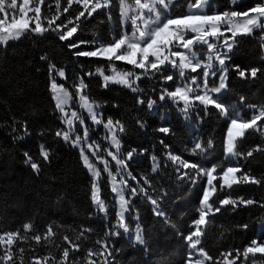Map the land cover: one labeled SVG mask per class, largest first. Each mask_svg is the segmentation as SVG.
Segmentation results:
<instances>
[{"label": "trees", "instance_id": "1", "mask_svg": "<svg viewBox=\"0 0 264 264\" xmlns=\"http://www.w3.org/2000/svg\"><path fill=\"white\" fill-rule=\"evenodd\" d=\"M36 1L40 6L41 26L48 30L43 34L28 30L19 39L0 43V229L19 232L11 248L14 264H33L34 259L43 261L45 256L55 258L54 262L46 264H59L66 247L70 254L64 264H183L187 242L182 236L188 235L192 219L198 216L196 209L206 177H201L195 184L188 179H179V161H171L169 154L209 168L227 166L223 141L229 116L225 118L212 106L206 113L196 102L185 118L181 111L183 103L172 102L167 97L161 100L164 89L174 91L179 84L178 75L169 67L160 73L143 75L142 69L114 62L117 68L133 69L140 76L135 82L138 91L115 84L104 86L97 76V69L107 71L109 62L104 58L77 56L75 53L94 50V45L108 42L112 37L118 38L125 32L118 0H111L109 7L97 9L92 16L85 14L79 20L76 19L78 13L85 11L81 5L73 3L69 11L64 12V8L69 7L67 0H60L59 6L57 0ZM193 1L176 0L170 12L184 14L187 3ZM262 1L245 0L230 6L228 0H211V5L218 6L219 11L243 12ZM54 17L56 19L49 27V21ZM72 27L77 31L60 40V35ZM71 44L79 45V48H71ZM262 44L260 31L235 38L226 63L229 68L227 88L224 93L216 94L228 111L241 113L244 120H250L257 109L264 107V71L256 78L249 75L242 79L234 66L264 69ZM52 65L65 71L66 79L59 83L72 94L82 77L86 85L83 92L100 105L103 118L120 122L124 130L118 138L123 155L136 149L135 156L127 162V170L136 180L129 177L128 184L136 188L143 186L148 195L160 199L159 206L170 221L165 223L153 213V205L143 192L133 196L126 188L130 207L125 222L131 232L140 226L144 245L135 244L130 235L128 237L122 229L114 228L116 210L105 177L101 180L100 195L109 205L107 217L104 218L93 206L90 177L78 151L57 136L62 124L49 89ZM169 75L173 79L165 80L164 77ZM241 97L245 98L244 101ZM138 99L143 103H138ZM149 100L155 102L151 108ZM250 105L256 106L255 112ZM257 124L259 128L247 130L245 137L239 140L237 151L244 155L233 166H240L244 172L264 181V132L261 131L264 119ZM161 127H169L171 132L158 131ZM209 140L213 142L211 148L208 147ZM196 142L203 143L206 155L193 153ZM41 145L49 153L47 160L41 155ZM250 150L253 155L245 159ZM25 153L40 165L39 173L26 162ZM153 157L158 165L155 171ZM191 175L195 177L196 173ZM240 175L242 173H237ZM141 177H147L150 186L145 185ZM137 181H140L139 185ZM214 183L219 186L218 181ZM225 196L253 199L257 203L226 205L202 226L201 246L212 257L206 264H226L221 254L232 252V257H228L232 259L237 250L241 260L243 248L250 245L252 239L264 242V207L261 206L264 204V182L225 188L216 200L217 206L219 199ZM25 224L30 225L28 230L24 229ZM49 226L53 235L46 240L44 237ZM117 231L118 236L111 235ZM36 235L42 237L39 243L34 239ZM66 236L68 240L64 239ZM72 244H78L79 249H73ZM104 244L111 250V256L107 253L99 255L104 252ZM20 249L24 250L23 254ZM89 249L94 253L91 257ZM248 259L264 263V253H256L255 257L249 255ZM0 264H3L2 260Z\"/></svg>", "mask_w": 264, "mask_h": 264}, {"label": "snow or ice", "instance_id": "2", "mask_svg": "<svg viewBox=\"0 0 264 264\" xmlns=\"http://www.w3.org/2000/svg\"><path fill=\"white\" fill-rule=\"evenodd\" d=\"M174 0H135V7L127 2V0H119L121 17L122 20L127 23L129 20L132 25V34L129 35L127 32H122L119 37H112L108 42H102L94 45V50L90 51H76L75 55L84 57H101L109 62L112 67V75L105 74L104 70L97 69V72L103 77L105 82V87L111 84H118L131 89L133 92H137L138 89L135 87V82L140 78L135 72L129 71H118L114 67L115 61H124L129 65L134 66V68L142 69L143 75L160 73L169 64L173 69L179 70V75L182 78V83L188 78L189 72L196 73L192 75L188 83L183 84V86H177L174 91H168L164 89L161 93L160 99L164 100L166 97L170 98L174 102H182L184 107L181 109L185 118H187L189 111L196 106V102L202 105L207 113L209 106H212L219 110V114L227 118L229 116L228 110L225 105H223L218 98V95L222 90L227 88V78L229 73V68L226 66L227 60L230 59L227 52L222 49L226 48L228 52L232 50L235 44V38L239 35H247L253 33L257 28L264 29V2L256 3L254 7L249 8L247 11H223L220 12L218 9L213 15L203 14L210 6V0H196L195 5H191L189 12L202 13L200 15H185L183 13L173 14L170 12L171 5ZM238 0H233V4L237 3ZM60 0H57V5L59 6ZM69 5L68 8H64V12H68L69 8L73 3L82 5L85 11H80L76 17L79 20L81 17L92 16L97 9H102L109 7L111 0H67ZM19 9L21 13L27 10H31L36 14L37 22L34 28L30 27V18H23L19 23L13 20L12 24H7L5 20L0 19V43H6L10 40L19 39L28 30L32 32L43 34L48 29L41 27L39 21L40 16V6L36 4L34 8H28V0H22L18 3V0H0V13L7 15L9 9L15 10ZM136 13H139L137 15ZM56 18L53 21H49V27L52 26ZM195 21V22H190ZM57 28L62 27L61 25H56ZM77 29L75 27L70 28L68 31L60 35V40H65L71 37ZM230 32L231 36H226L225 33ZM188 33H191V38L188 37ZM223 38V45L219 41ZM213 41H216L214 43ZM84 43V42H81ZM206 45L208 50V55L206 60H202L194 51L195 45ZM71 48H79V45L71 44ZM264 47V44H262ZM182 50H174V49ZM219 49V50H218ZM213 53L215 54L213 56ZM44 59V57H42ZM203 71V84H201L199 79V71ZM234 70L240 78H247L251 76L256 78L261 71L257 67L241 68L239 65L234 66ZM55 71L56 74L66 79L65 71L63 69H56L54 65L50 66V72ZM88 75H92L89 73ZM219 75L220 82L217 87L209 88L208 79L209 77H215ZM135 77V79H133ZM165 80H172L173 76L169 75L164 77ZM77 87V93L81 101V107L84 108L88 116L90 117L93 124L99 125L103 121L96 112L97 106L92 104L89 99L82 93L83 88L86 87L83 83V78H80ZM53 99L56 102V109L61 113L62 122L67 125L68 131L60 132L58 131L57 136L63 135V139L68 142L70 140L71 132L73 131L74 122L78 121L80 125L84 126V140L89 139L88 128L85 125V118L80 115L77 111H72L69 116L65 111V106L70 99L68 90L64 88L63 85H58L55 78L53 77L51 85ZM244 101V97L240 98ZM138 103H143L142 99H138ZM155 102L149 100V108L153 106ZM254 112L256 110L255 105H250ZM264 119V107L259 110V114H254L250 120H244L241 113H236L235 118L228 121L227 131L224 136V153L225 161L227 167H221L220 165H213L212 167H206L201 163H191L187 160H183L178 156L169 154L171 161H179L180 167L177 168V173L179 179H188L191 183H197L201 177H206V183L203 186V194L199 198V207L196 209L198 213L197 218L192 219L191 225L189 227V232L187 236H182L187 242V247L189 251L187 252V259L183 261V264H206L207 261L212 260V257L208 254L203 246H201V236L203 234L202 226L206 225L208 220L219 213L222 208L226 205L239 206L243 204L245 206L253 205L257 201L253 199H245L240 197L238 199H232L230 196H225L223 199H219V206L216 205V200L220 193L223 192L225 188L232 189L234 186H238L243 183L261 184V179H257L250 173L244 172L243 168L240 166H233L238 164V158L243 156V153L237 151L238 142L245 137L247 130L254 129L257 127V122ZM139 123V121H138ZM105 129L109 130L111 134V143L117 149L120 148V140L117 134V126H119V131L123 132V126L120 125L119 121L113 122L109 119L106 123H103ZM143 126V125H142ZM158 131L169 134L171 129L169 127H161ZM25 134L27 131L25 130ZM22 138V137H21ZM74 146L83 143L81 137L77 136L75 140L71 141ZM95 142H93L94 144ZM213 142L208 141V147H212ZM89 149L93 148V145H88ZM98 147V146H97ZM193 153L197 152L207 154L206 149L201 142H196L193 148ZM136 149L133 148L127 153V161L119 159L117 154L109 152L108 155L112 156V159L116 161L117 172L113 174L108 169V162L104 161L105 171L109 172V179L113 182L112 191L116 193L119 198V211L117 212V225L119 229H123L124 232L129 233L130 230L125 222V212L130 207L129 200L126 199L125 189L128 188L133 196L138 195L143 192L145 196L148 197L151 204L153 205V213L157 217L164 219L165 223H170L169 218L166 213L160 208V199H154L152 196L148 195L145 187L140 186L139 188L131 187L128 184L127 177H131L136 180L135 176H132L130 171H126L128 163L135 156ZM41 155L45 160L48 159L49 153L45 150V146L41 145ZM81 155L85 159V163L89 166L90 171L94 173V180L92 185V200L98 206L99 211H106L104 202L99 197V189L97 186V179L100 175L99 171L92 168L91 163L88 161L87 157L84 156V149L81 148ZM93 155L97 156V159H102L97 155V151H93ZM253 151H248L247 155L244 156L251 157ZM27 157V163L31 164L34 171L39 173L40 165L33 162V158L25 153ZM153 171L156 170L157 164L155 162V157H153ZM183 169V171H181ZM219 169V176L214 175ZM195 172L196 175L193 177L191 173ZM237 173H242V175L237 176ZM116 175L120 176L119 185L116 184ZM145 185L150 186V181L147 177H141ZM214 181H219V186L214 183ZM140 184V181H137ZM264 207V204H261ZM25 230L30 228L29 224H25ZM247 228V225L243 226ZM194 228V230H193ZM86 231V230H85ZM0 245L5 246V252L0 256V260L4 264H14L11 248L15 243V240L19 237L18 231H7L3 232L0 229ZM120 233L114 232L111 235L118 236ZM53 235L52 227L49 226L44 239H49ZM83 235V233H81ZM131 238V236H130ZM34 239L39 243L42 239L40 235L34 236ZM68 240L66 236L64 238ZM79 239V237H78ZM135 241L139 245H144L145 240L140 226H137ZM99 243V241L97 242ZM104 252L99 253V255L111 256V250L108 249V245H102ZM73 249H79L78 244H72ZM23 249H20V253L23 254ZM264 253V242H258L257 239H252L250 245L243 248V254L245 261L247 260L249 254L253 256L256 253ZM69 248H64L62 257L59 264H64L69 257ZM94 253L89 249L88 255L91 257ZM225 260L226 264H235V261L239 260V250L236 252V256L232 259V252L221 254ZM198 257V258H197ZM55 261L54 257L45 256L43 261L40 259H34L33 264H46V262Z\"/></svg>", "mask_w": 264, "mask_h": 264}, {"label": "rangeland", "instance_id": "3", "mask_svg": "<svg viewBox=\"0 0 264 264\" xmlns=\"http://www.w3.org/2000/svg\"><path fill=\"white\" fill-rule=\"evenodd\" d=\"M174 1H176V0H174ZM244 1L245 0H238L237 3L233 4V0H228L230 6L239 5L242 2H244ZM21 2H22V0H18V3H21ZM127 2L129 4H131L133 6V8L135 7V0H130V1H127ZM262 2H264V0ZM195 3H196V0H194L193 2H188L187 3V5L185 7V13H184L185 15H200V14H202V13H197V12H191V13L189 12L190 6L191 5H195ZM36 4H37V1L36 0H28V8L29 9L34 8L36 6ZM217 9H218V6H215V5L212 6L211 5V0H210V6L206 10V13H203V14L213 15L214 12ZM223 11H226V10H223ZM223 11H220V12H223ZM136 14L139 15V13H136ZM120 16H121V10H120ZM23 18H30V26H32L33 28L36 26L37 17H36V14L34 12H32L31 10H27L24 13H21L19 11V9L17 8L15 10V14L13 13V10H11V9L8 10L7 15H5L4 13H0V19L5 20L6 23L9 24V25L13 23V20H15L16 23H19ZM121 21H122L123 27L125 28V32H127V34L131 35L132 34L131 21L129 20L127 23H125L122 20V17H121ZM190 22H195V21H190ZM262 22H264V18H262ZM257 31H260V38L264 41V29L257 28V29H255L253 31V33L254 32H257ZM251 34H247V35H251ZM225 35L226 36H231V33L230 32H226ZM191 36H192V34L191 33H188V37L191 38ZM213 42L216 43V41H213ZM219 43L221 45H223V38L219 41ZM174 50H182V49H178L177 48V49H174ZM222 50L224 52H227L228 55H229L230 52H228V50L226 48H223ZM193 51L202 60H206L207 55H208V50H207V46L206 45H199V44H197V45L194 46ZM214 55L215 54L213 53V56ZM115 62H119L121 64H127L124 61H115ZM127 65H129V64H127ZM130 66H132V65H130ZM112 67H113V65H110L107 71L104 70L105 74L112 75L113 74ZM114 67L118 71H121V72H124V71L134 72L133 69L125 70L124 68H117L116 65H114ZM167 67H169L170 70L175 71V73L178 75L177 80H178V83L179 84H177V86H183V84H186V83H188L190 81L192 75H196V73L189 72L188 78L186 80H184L183 83H182V78L179 75V70L178 69H173L170 64ZM198 71H199V79H200V82H201V84H203V71L202 70H198ZM97 76L101 78L102 83L105 85V82L103 80V77L98 72H97ZM49 77H50V80H49V89H50V92H51V95H52V100H53V103H54V106H55V109H56V102L53 99V93H52V89H51L52 80H53V77H54L55 80H56V83L58 85H62L61 83H59V81L60 80H63L64 78L59 77L56 74L55 71L50 72V69H49ZM133 79H135V77H133ZM210 80H211V84L210 85L208 84L209 88L217 87L219 85V82H220V77H219V75H217L215 77H209L208 82ZM115 85H118V84H115ZM225 90H222L219 94L224 93ZM68 93L70 95V99L68 100V103L65 106V110L67 111V114L69 116L71 115V112L72 111H77L80 115H82L85 118V125L88 128V135H89V139H87V140H84L83 139L84 138V126L83 125H80L79 122L76 121L73 124V131L71 132L70 140L68 141V143H70L78 151L79 156H80L81 163H82L84 169L89 174L90 181H91L90 194H91V201H92V203H93V200H92V185H93V180H94V173H93V171H90L89 166L85 163V159L81 155V148L84 149V156L87 157L88 161L92 165V168L95 169V170H97V171H99V173H100V175H99V177L97 179V186H98V189H99V197H100V199L103 202H104V200L101 198V195H100V184H101L102 177H105L106 178L107 184H108V186L110 188V191H111V195H112V197L114 199V206H115V210H116V222L114 223V226H115V225H117V219H118L117 218V212L119 211V198L116 195V193H114L112 191L113 182L109 179V172L108 171H105L104 161H107L108 162V169L113 174H116V172H117V164H116V161L113 160L112 159V156H109L108 153L109 152H112L113 154H117L119 159H123V160H126V161H127V154L123 155V150H122L121 144H120V148H119V151L118 152H117V149L112 145V143H111V134L109 133V130L108 129H105L104 126H103V123H106L109 119L103 118L100 105L97 104L94 101H91L88 98V96L82 90V93L81 94H83L84 96H86L92 104H94V105L97 106L96 112L98 113V115L100 116V118L102 119L103 122L101 124H99V125H96V124H93V122L91 121L90 117L88 116L87 111L84 108L81 107V101H80V98H79V94L77 93V87H76V90H75V92L73 94L69 90H68ZM170 101H172V100L170 99ZM172 102H174V101H172ZM259 110L260 109H257V111H256L255 114H259ZM56 111L59 114H61L57 109H56ZM228 113H229V120L232 119V118H235V114H236L235 111L231 110V111H228ZM61 124H62L61 132L68 131L67 125L65 123H63L62 121H61ZM256 128H259V125L258 124H257V127ZM261 131L264 132V125L261 126ZM117 134H118V136L120 134L119 126H117ZM225 134H226V132H225ZM77 136L81 137L83 143L74 146L71 141L72 140H75ZM60 137L63 139V135H61ZM93 142H95V143L93 144ZM90 144L93 145V148L91 150L88 147V145H90ZM93 151H97V155H99L100 157H102V159H99L98 160L97 159V156L96 155H93ZM223 151H224V145H223ZM122 155H123V157H122ZM224 158H225V153H224ZM227 166H225V167H227ZM126 171H128V170L126 169ZM214 175L219 176V173L216 172V173H214ZM128 178L129 177H127V180H128ZM115 182H116L117 185H119V183H120V176L119 175H116V181ZM218 183H219V181H218ZM104 205H105L106 211H104V212H101L100 211V212L102 213V215L104 216V218H106L107 217V210L109 208V205L106 204L105 202H104ZM93 206L98 209V206L95 203H93ZM127 211L125 212V217H124L125 219H126ZM114 228H117V227H114ZM126 235H128V237L130 235L132 237V239H133V242L135 244H137L136 241H135L136 230H134L133 232L130 231L129 233H126ZM137 245H139V244H137ZM0 250H1L2 255H3L4 252H5V246L4 245H0ZM188 251H189V249L187 247V252ZM261 254H263V253H261ZM249 255L253 257L252 254H249ZM254 257H255V255H254ZM186 259H187V256H186ZM225 263H226V260H225ZM3 264H4V262H3ZM235 264H264V263H260V261H257V259L256 260H254V259L249 260L248 258L245 261V258L243 256L241 260L235 261Z\"/></svg>", "mask_w": 264, "mask_h": 264}, {"label": "water", "instance_id": "4", "mask_svg": "<svg viewBox=\"0 0 264 264\" xmlns=\"http://www.w3.org/2000/svg\"><path fill=\"white\" fill-rule=\"evenodd\" d=\"M66 111V110H65ZM66 113H67V111H66ZM60 117H61V115H60ZM62 120V119H61Z\"/></svg>", "mask_w": 264, "mask_h": 264}]
</instances>
